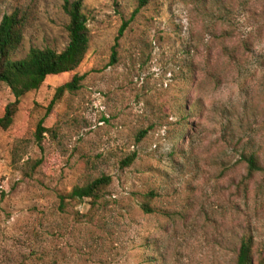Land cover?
I'll return each mask as SVG.
<instances>
[{
	"label": "rangeland",
	"instance_id": "obj_1",
	"mask_svg": "<svg viewBox=\"0 0 264 264\" xmlns=\"http://www.w3.org/2000/svg\"><path fill=\"white\" fill-rule=\"evenodd\" d=\"M64 1L0 0V23L29 14L12 59L65 49ZM84 4V61L23 96L12 126H0V264H235L244 236L257 260L264 0H149L135 16L140 0ZM75 75L80 88L53 104ZM15 100L0 81V117ZM244 152L263 170L250 173ZM103 175L112 183L95 207L62 208V195Z\"/></svg>",
	"mask_w": 264,
	"mask_h": 264
},
{
	"label": "trees",
	"instance_id": "obj_2",
	"mask_svg": "<svg viewBox=\"0 0 264 264\" xmlns=\"http://www.w3.org/2000/svg\"><path fill=\"white\" fill-rule=\"evenodd\" d=\"M148 2L149 0H140V5L135 10L134 16ZM63 9L69 16L67 25L69 43L65 49L58 51L50 47L43 49L34 47L25 58L19 60L12 59V54L19 48L23 40V31L29 20V14L26 10L19 8L4 15L0 23V81L11 88L16 100L7 105L4 116L0 117V126L3 129H9L14 123L23 96L38 90L50 76L75 71L84 61L91 46L89 16L85 12L84 0H65ZM128 25L129 22H126L121 27L120 36L124 34ZM116 54L117 51L114 48V60ZM83 79L84 76L75 75L72 81L59 86L53 104L66 91L76 92ZM43 124L44 119L38 125L37 136L40 140L44 137V132L47 131ZM136 158L137 153L128 156L122 161V167L131 166ZM243 158L248 163L250 173L263 170L256 153L244 152ZM111 183L112 177L103 175L85 185L75 186L71 192L61 196L62 208L70 200L82 202L86 199H91V205L95 207L104 197V193ZM153 195V192L150 193V196ZM143 209L147 212L153 211L148 203L143 205ZM255 245L254 237L244 236L239 245L235 264H264V253L257 260L255 259Z\"/></svg>",
	"mask_w": 264,
	"mask_h": 264
}]
</instances>
